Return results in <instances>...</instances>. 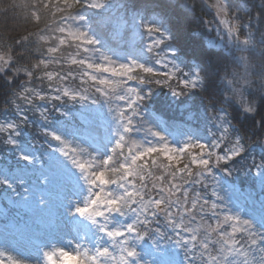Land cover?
<instances>
[{"label": "snow or ice", "instance_id": "obj_1", "mask_svg": "<svg viewBox=\"0 0 264 264\" xmlns=\"http://www.w3.org/2000/svg\"><path fill=\"white\" fill-rule=\"evenodd\" d=\"M126 3L18 5L35 9L28 19L37 24L41 9L55 19L0 53V84L10 92L3 111L15 113L0 119V144L21 162L14 167L0 159V237L30 242L31 217L37 230L67 228L73 234L72 250L53 246L43 252V264H264V111L258 110L264 85L251 91L246 77L224 71L219 88L210 90L212 48L207 63L198 55L188 58L192 62L181 59L183 38L164 14L166 8L185 15L210 9L213 19L201 15L203 27L225 25L236 51L264 60V49L257 48L264 44V37L257 41L264 32V0L246 21L229 0ZM149 6L161 10L145 19ZM90 12L102 15L94 22ZM98 26L110 28L107 37ZM33 35L39 48L32 47ZM236 59L246 64V57ZM163 88L177 99L200 94L211 139L174 140L149 103ZM76 105L80 124L71 139L39 129L49 138V151L62 157L45 168L42 158L22 149V129L33 116L47 124L56 114L69 116ZM238 174L253 180L246 195H237L232 178ZM0 264L30 262L0 249Z\"/></svg>", "mask_w": 264, "mask_h": 264}, {"label": "trees", "instance_id": "obj_2", "mask_svg": "<svg viewBox=\"0 0 264 264\" xmlns=\"http://www.w3.org/2000/svg\"><path fill=\"white\" fill-rule=\"evenodd\" d=\"M23 2L24 0H0V53L10 45H13L14 40L18 39L21 35L39 33L40 29L45 27V24H51L55 19L47 13V10L41 9L42 19L37 24L34 20L28 19L29 13L34 11V8L29 7L28 9H24L18 7V5ZM28 2L31 5L35 0H28ZM120 2H122V0H113V6L115 7ZM191 2L195 4L196 0H191ZM203 2L206 4H214L216 0H203ZM260 2L261 0H229V3L233 8L241 10L240 14L244 17L245 21L249 18L248 15L254 16L260 11L258 6ZM155 3H162V0H136L137 6L143 4L151 5ZM126 6L132 7V0H127ZM37 7L40 6L37 5ZM149 7H146L144 12L146 10H152V12L161 10L160 8L151 9ZM5 9H8L7 12H5ZM245 9L247 10V13L244 12ZM164 14L168 17L169 26L178 31L183 38L181 41L183 45V52L180 53L181 59L192 62L189 61L188 58L198 55L200 60L207 63L208 48H212L213 61L211 67L214 70V74L209 81L210 90L213 88H219V72L221 76H223L224 71H227L228 73L234 72L238 76L246 77L250 82L251 91H255V89L258 90L264 85V75H262V73H264V60H262L258 54H254L250 51H236L231 38L225 36L226 26L223 24H208L207 28L203 27V18L205 21L213 19L212 10L205 8L201 11L200 9H197L194 13L185 15L176 9L166 8ZM89 15L95 22L99 18V15L102 14L90 12ZM243 22L244 21H242V23ZM208 29L212 30L209 31ZM109 30L110 28L107 26H98V31L106 37L108 36ZM262 37H264V32H261V35L257 37V41ZM243 38L244 36L242 34L241 39ZM33 40L35 42L32 47L39 48L40 42L38 36L33 35ZM213 45L215 46L214 48ZM257 48L264 49V44L258 43ZM241 56L247 58L246 64L244 65L237 62L236 58ZM227 78L231 79L232 77L229 75ZM170 94L171 93L167 88L158 89L153 100L149 102L153 110L173 127H177L179 126L178 124H180L183 127L194 130L195 133L198 134L199 139H211L210 129H212V123L210 117L207 115L206 105L199 102L200 94L193 93L191 98L180 97L178 99L174 98V100H169L168 97ZM7 95H10V92L4 90L3 85L0 84V119L15 118V113L11 110L7 112L3 111V108L7 107L3 104ZM180 106H183V108L180 109ZM70 108L73 109V107ZM258 110L264 111V107ZM75 118L76 117H74L72 122H69L62 114H56L52 121L43 124L33 116L31 118L30 126H25L22 129L20 137L21 144H29L33 148L41 147L40 151L43 152L47 150L48 147L45 142L46 137L40 134L39 129L41 127H48L52 130H57L59 128L72 130L80 124ZM237 122H239V120H237ZM7 147L8 146L0 144V159L6 160L14 167L21 166V162L15 159L16 154L14 152H8ZM255 152L257 155H260V148L258 146L255 148ZM33 169L35 172L37 171L36 168ZM29 179L31 182H34L36 176L31 175ZM232 179L240 189L237 195H246L251 191L253 186V180L251 177L238 174ZM3 199L4 197L0 195V204H3ZM21 218L23 219V217ZM31 221H33V219L29 217L27 223H30ZM169 254H171V249L169 250Z\"/></svg>", "mask_w": 264, "mask_h": 264}, {"label": "rangeland", "instance_id": "obj_3", "mask_svg": "<svg viewBox=\"0 0 264 264\" xmlns=\"http://www.w3.org/2000/svg\"><path fill=\"white\" fill-rule=\"evenodd\" d=\"M149 8L152 9L153 7H149ZM152 13H153L152 10H146L144 12L145 19L150 18ZM229 19H231V17H229ZM232 23L233 25H235L236 22L232 21ZM168 99L174 100L171 94L169 95ZM70 107H73V109H71V114L67 116L66 119L69 122H72L74 120V117H76L75 119L78 120V122L80 123L79 113L81 111V106L76 105ZM182 108L183 106H180V109ZM178 125L179 126L177 127H173L169 124L170 131L173 133V138L175 141L180 142L188 135H192L193 137L198 138V134L195 133L194 130L187 127H183L180 124ZM54 131H57L59 134L64 135L65 138L71 139L74 129L67 130L65 128H59ZM46 141H49V138L46 137L45 142ZM21 147L22 149L28 151L29 153L39 158H42L45 168L53 165L57 160L62 159L59 153L50 152L49 149L41 152L40 151L41 147L33 148L29 144H21ZM30 167L36 168L37 173L40 171L37 165H31ZM82 197H83V192L81 198ZM28 224L31 226V230L33 233V238L31 239L30 242H21L12 238L11 236L0 237V249H3L13 255H16L18 258L27 260L30 262V264H35V262L37 261H39L40 264H43L44 262L43 252L50 250L53 246L64 247L68 250H72L73 234L67 228L50 230L41 227L39 228V230H37L33 221H31ZM0 231H3L2 225H0Z\"/></svg>", "mask_w": 264, "mask_h": 264}]
</instances>
